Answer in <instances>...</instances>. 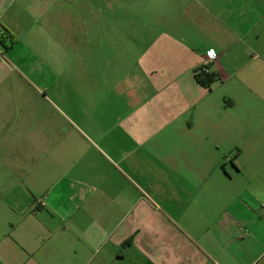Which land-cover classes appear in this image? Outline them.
I'll list each match as a JSON object with an SVG mask.
<instances>
[{
	"label": "crops",
	"instance_id": "crops-1",
	"mask_svg": "<svg viewBox=\"0 0 264 264\" xmlns=\"http://www.w3.org/2000/svg\"><path fill=\"white\" fill-rule=\"evenodd\" d=\"M136 1L113 79L22 71L0 0V264H264V0Z\"/></svg>",
	"mask_w": 264,
	"mask_h": 264
},
{
	"label": "rangeland",
	"instance_id": "rangeland-1",
	"mask_svg": "<svg viewBox=\"0 0 264 264\" xmlns=\"http://www.w3.org/2000/svg\"><path fill=\"white\" fill-rule=\"evenodd\" d=\"M137 4L136 0H6L11 19L22 32L14 50L17 66L24 72L31 68L47 72L52 59L61 68L65 53V72H115L113 79L120 78L133 63L129 59L137 58L144 47ZM7 40L8 47L15 44ZM30 48L37 58L30 55ZM116 53L129 61H109Z\"/></svg>",
	"mask_w": 264,
	"mask_h": 264
},
{
	"label": "built area",
	"instance_id": "built-area-1",
	"mask_svg": "<svg viewBox=\"0 0 264 264\" xmlns=\"http://www.w3.org/2000/svg\"><path fill=\"white\" fill-rule=\"evenodd\" d=\"M3 30L0 28V39L1 36L3 35ZM213 52L214 53V57L210 56L209 53ZM0 54H3V52L0 50ZM218 55L215 51L210 50L206 53L205 59L203 61V63L198 67V69L196 70V74H210V65L217 59ZM264 212V210H263Z\"/></svg>",
	"mask_w": 264,
	"mask_h": 264
},
{
	"label": "trees",
	"instance_id": "trees-1",
	"mask_svg": "<svg viewBox=\"0 0 264 264\" xmlns=\"http://www.w3.org/2000/svg\"><path fill=\"white\" fill-rule=\"evenodd\" d=\"M5 35H2L1 36V40H4L5 39ZM11 41L14 43L15 42V38L14 36L11 37ZM196 78L198 80V82L204 86H209L212 81L214 80V77L212 75H209V74H196Z\"/></svg>",
	"mask_w": 264,
	"mask_h": 264
},
{
	"label": "clouds",
	"instance_id": "clouds-1",
	"mask_svg": "<svg viewBox=\"0 0 264 264\" xmlns=\"http://www.w3.org/2000/svg\"><path fill=\"white\" fill-rule=\"evenodd\" d=\"M210 53H213V52H210ZM210 56H213L214 57V53H213V55H210Z\"/></svg>",
	"mask_w": 264,
	"mask_h": 264
},
{
	"label": "snow or ice",
	"instance_id": "snow-or-ice-1",
	"mask_svg": "<svg viewBox=\"0 0 264 264\" xmlns=\"http://www.w3.org/2000/svg\"><path fill=\"white\" fill-rule=\"evenodd\" d=\"M209 55H213V53H209Z\"/></svg>",
	"mask_w": 264,
	"mask_h": 264
}]
</instances>
